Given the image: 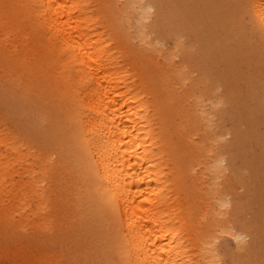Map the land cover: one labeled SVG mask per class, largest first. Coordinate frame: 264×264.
<instances>
[{"label":"bare ground","instance_id":"6f19581e","mask_svg":"<svg viewBox=\"0 0 264 264\" xmlns=\"http://www.w3.org/2000/svg\"><path fill=\"white\" fill-rule=\"evenodd\" d=\"M0 49L4 99L25 121L0 120V147L18 155L1 153L0 167L26 165L20 207L35 199L32 214L75 222V264H220L233 177L223 178V129L202 104L236 105L241 83L264 103V0H0ZM240 61L253 72L245 79Z\"/></svg>","mask_w":264,"mask_h":264},{"label":"rangeland","instance_id":"374dc122","mask_svg":"<svg viewBox=\"0 0 264 264\" xmlns=\"http://www.w3.org/2000/svg\"><path fill=\"white\" fill-rule=\"evenodd\" d=\"M132 25H135L133 19ZM147 31V36L152 37L153 34ZM180 41L186 52L190 53V41L187 37L181 36ZM169 47L173 48L172 39L166 40L162 46L164 51ZM150 56L154 61L162 62L155 53L152 52ZM181 61L180 57L174 60L175 66L170 70L171 74L181 66ZM232 68L234 69L233 66ZM188 70L191 68L185 67V71ZM226 70L223 65V78ZM235 71L243 79L253 73L247 69V63L241 61L236 65ZM193 72L189 74L191 77L184 81L180 79L176 83L174 87L178 94H182L192 78L197 77V72ZM3 81L7 82V77ZM240 86L242 91L238 94V103L232 107H228L224 100L215 104L218 96H226L224 89L216 92L213 98L215 103L207 99L202 104L207 112H211L213 128L223 129V137L217 142L224 146L223 178L233 177L231 194L225 196L228 207L223 208L224 212L231 214L229 221H226L225 231L216 240L220 248V264H231L238 253L242 256L254 255L251 262L242 261V264H258V261L264 260V103L261 106L254 105L246 97L247 88L242 83ZM225 87L232 90L234 85ZM6 89L4 84H0V120L10 129V125H21L25 121L23 113H15L17 110L10 107L9 102L4 99ZM216 111H223V116L219 117ZM232 121L238 123L240 139L231 132ZM0 148V154L11 160L18 156ZM28 159L36 164L33 157ZM229 159L236 164V174L229 167ZM24 167L19 164L0 167V174L4 173L7 181L6 188L0 193V264H75L76 253L81 249V242L72 230L75 222L66 220L57 209L45 211L39 216L32 214L31 209H35L37 204L35 199L30 201L29 209L19 206V197L26 189L24 181L27 173L23 172ZM35 168L38 166L35 165ZM52 171L53 178L56 179L60 168ZM11 182L17 183L13 185ZM228 232L243 233L248 237L243 244V252Z\"/></svg>","mask_w":264,"mask_h":264},{"label":"clouds","instance_id":"9594fccd","mask_svg":"<svg viewBox=\"0 0 264 264\" xmlns=\"http://www.w3.org/2000/svg\"><path fill=\"white\" fill-rule=\"evenodd\" d=\"M223 163V161L221 162ZM222 207L227 208L228 205L224 204L222 205ZM248 237L246 235H244L243 233H237L234 237V240L238 243V244H244L247 242Z\"/></svg>","mask_w":264,"mask_h":264}]
</instances>
